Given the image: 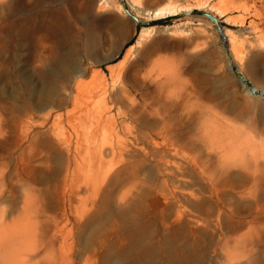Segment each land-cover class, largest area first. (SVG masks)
Here are the masks:
<instances>
[{
    "label": "rangeland",
    "instance_id": "374dc122",
    "mask_svg": "<svg viewBox=\"0 0 264 264\" xmlns=\"http://www.w3.org/2000/svg\"><path fill=\"white\" fill-rule=\"evenodd\" d=\"M170 3L0 0V264H264V0Z\"/></svg>",
    "mask_w": 264,
    "mask_h": 264
},
{
    "label": "bare ground",
    "instance_id": "6f19581e",
    "mask_svg": "<svg viewBox=\"0 0 264 264\" xmlns=\"http://www.w3.org/2000/svg\"><path fill=\"white\" fill-rule=\"evenodd\" d=\"M223 0H221V2H222ZM27 2V1H26ZM98 2H99V4H101V5H105L106 3H108V0H98ZM136 2L137 3H140L141 2V0H130V3H131V5L132 6H134L135 4H136ZM29 3V2H28ZM96 3V2H95ZM30 4V3H29ZM191 4H193V3H191ZM189 5L188 3L185 5V6H177V5H175V4H173V3H170V4H166V5H164V6H159L158 8H156V9H154V10H152V9H147V11H146V13H152V16H153V18H163V17H169V16H171V15H176V14H179L183 9H187V10H189V11H192V12H195V11H199V10H201V11H203L202 9L203 8H208L209 10H213V11H215L216 13H218L220 16H222V17H227L229 14V8H226L225 6H223V4H221V3H212V0H197V3H195V4H193V5ZM218 4V5H217ZM27 5V4H26ZM41 5V4H40ZM43 5V4H42ZM93 5H94V3H93ZM96 5V4H95ZM39 6V5H38ZM15 8V7H14ZM91 8H93V7H91ZM119 8H121L122 9V6H121V4H119ZM37 9V8H36ZM35 9V10H36ZM34 10V9H33ZM33 10H31V11H33ZM40 10V9H39ZM20 11V10H19ZM90 11V10H89ZM206 11V10H205ZM10 12V11H9ZM64 12V11H63ZM62 12V13H63ZM26 13V12H25ZM32 13V12H31ZM38 13V12H37ZM36 13V14H37ZM41 13V12H40ZM12 14H13V12H12ZM17 14V13H16ZM19 14V13H18ZM58 14V13H57ZM59 14H61L60 12H59ZM27 15V14H26ZM28 15H29V13H28ZM20 16V15H19ZM59 16V15H58ZM14 17V16H13ZM22 17V16H21ZM34 17V16H33ZM231 16H228L226 19H225V21L226 22H229L230 20H231V18H230ZM8 18V17H7ZM36 18V17H35ZM61 18V17H60ZM12 19V18H11ZM32 19V18H31ZM59 19V18H58ZM4 20V19H3ZM234 20H236V19H234ZM6 21V20H5ZM63 21V20H62ZM116 22V21H115ZM239 22H241L242 24H244L245 22H246V18L245 17H242L240 20H239ZM6 23V22H5ZM9 23V22H8ZM13 24V22L11 23V25ZM10 25V24H9ZM1 26V25H0ZM6 26V25H5ZM8 26V25H7ZM218 26V28H219V31H221V35H224V36H227V38H228V46H229V49H231L232 51H234V50H236L237 49V47H238V42H237V36L234 34V32L231 30V29H229L228 27H222L221 25H217ZM216 26V27H217ZM2 29H4V27L2 26L1 27ZM247 28V27H246ZM251 28H252V26L251 25H249L248 26V29L249 30H251ZM253 29V28H252ZM247 30V29H246ZM149 29L148 28H145V29H143L142 30V33H141V35H140V37H139V41H138V43H139V45H140V42H141V40L143 41L144 39H146L148 36V34H149ZM245 31V30H244ZM5 32H6V29H5ZM13 34V33H12ZM148 40V39H147ZM144 42V41H143ZM57 45V44H56ZM138 45V46H139ZM54 47V46H53ZM134 47V45H132V46H130L129 48H128V50H127V52H129L132 48ZM58 54H56V56H57ZM125 55H127V53L125 54ZM128 56V55H127ZM106 58V57H105ZM108 58H109V56H108ZM124 58V57H123ZM124 60V59H123ZM123 60L121 59V61L123 62ZM102 61V60H101ZM125 61V60H124ZM121 63V62H120ZM43 69V68H42ZM91 73H93V72H91ZM82 76H83V74H82ZM78 78V77H77ZM171 79V78H170ZM169 79V80H170ZM173 79V78H172ZM84 87V83H83V80L82 79H79V81L77 82V89H76V91H78V92H80V91H82L81 90V88H83ZM104 87H105V85L103 84V89H104ZM83 89H85V88H83ZM172 90H174V89H172ZM176 90V89H175ZM171 91V90H170ZM176 92H177V90H176ZM84 93V92H83ZM90 93V92H89ZM180 93H182V92H180ZM76 94H78L77 92H76ZM98 94V93H97ZM173 95H177V94H174V92L172 93ZM171 94V95H172ZM99 95V94H98ZM168 95H170V94H168ZM167 95V96H168ZM170 95V96H171ZM178 95H180L179 93H178ZM183 95H185V94H183ZM182 95V96H183ZM189 95V94H188ZM78 96H80V95H78ZM83 95H81V97H82ZM89 96V95H88ZM181 96V97H182ZM187 96V95H186ZM74 97V96H73ZM89 97H91V96H89ZM169 97V96H168ZM180 97V98H181ZM176 98V97H175ZM179 98V99H180ZM187 98V97H186ZM191 98V97H190ZM178 99V100H179ZM74 100H75V98H74ZM168 100V99H167ZM170 100H172V97H171V99ZM177 100V101H178ZM185 100H187V99H185ZM195 100H196V98H195ZM194 100V101H195ZM174 101V100H173ZM183 101V100H182ZM182 101H178V103L180 104H182ZM188 101V100H187ZM185 103H186V101H184ZM183 102V103H184ZM92 103V102H91ZM90 103V104H91ZM175 103H177V102H175ZM188 103H189V101H188ZM191 103H193V102H191ZM190 103V104H191ZM87 105V104H86ZM85 105V106H86ZM89 105V104H88ZM185 106H187V105H185ZM191 106H193L194 107V105L192 104ZM87 107V106H86ZM166 107V106H165ZM174 107V106H173ZM179 107V106H178ZM188 107H190V106H188ZM147 108V107H146ZM175 108V107H174ZM185 109L187 108V107H184ZM184 108H182L183 109V111H182V109H181V111H182V113L185 111L184 110ZM157 109V108H156ZM155 109V110H156ZM194 109V108H193ZM137 111H138V109H136ZM148 110V109H147ZM155 110H153L154 112H155ZM158 110V109H157ZM161 110H163V109H161ZM167 110V109H166ZM188 110V111H187ZM186 110V113H188L189 114V109H187ZM149 111V110H148ZM159 111V110H158ZM164 111V110H163ZM162 111V113H164ZM170 111H171V109H170ZM133 112V111H132ZM134 112H135V109H134ZM160 113H161V111H159ZM166 113H169V112H166ZM155 114H157V115H159L158 113H155ZM172 114V113H171ZM135 115V114H134ZM142 115V114H141ZM144 115V114H143ZM169 115V114H168ZM173 115V114H172ZM139 116V115H138ZM160 116V115H159ZM79 117V116H78ZM113 116H111V118H112ZM135 117V116H134ZM141 117H143V116H141ZM145 117V116H144ZM143 117V118H144ZM147 118V117H146ZM74 119H76L75 117H74ZM74 119H72V120H74ZM158 119V118H157ZM162 119H164V118H162ZM168 120H169V118H167ZM78 119H76V120H74V125H73V127L74 126H79V122H78V125H77V123H76V125H75V122L77 121ZM88 120H90V119H88ZM87 120V121H88ZM106 120V119H105ZM107 120H108V122H109V119H108V117H107ZM107 120L105 121V122H107ZM113 120H114V117H113ZM174 120V118L172 119V121ZM117 120H115V122H116ZM170 121V120H169ZM89 122V121H88ZM97 122V121H96ZM114 121H112V123H113V125H115V124H117V123H115ZM165 122H166V120H165ZM73 123V122H72ZM84 123V122H83ZM87 123V122H86ZM110 123H111V121H110ZM115 123V124H114ZM159 123H161V121L159 122ZM168 123V122H167ZM166 123V124H167ZM155 124V123H154ZM157 124V123H156ZM164 125H165V123H163ZM173 124H174V121H173ZM98 125V124H97ZM105 125V124H104ZM107 125H109V124H107ZM160 125V124H159ZM161 125H162V123H161ZM163 125V126H164ZM87 126V125H86ZM111 127H115V126H112V125H110ZM118 126V125H117ZM123 126V125H122ZM172 126V125H171ZM85 127V126H84ZM105 127H106V125H105ZM160 127V126H159ZM167 127V126H166ZM169 127V126H168ZM77 128V127H76ZM79 128V127H78ZM108 128V127H107ZM110 128V127H109ZM172 128V127H171ZM110 129H112V131L115 129H113V128H110ZM168 129V128H167ZM77 129H75V131H76ZM79 131H80V129H78ZM77 130V131H78ZM85 130V129H84ZM83 130V131H84ZM108 130V129H107ZM116 130V129H115ZM114 130V131H115ZM161 130V129H160ZM166 130V129H165ZM172 130V129H171ZM171 130H169V132H172ZM62 131V130H61ZM82 131V130H81ZM80 131V132H81ZM159 131V130H158ZM79 132V133H80ZM159 132H161V131H159ZM163 132V131H162ZM63 133V132H62ZM78 133V132H77ZM83 133V132H82ZM166 133V136H167V132H165ZM164 133V134H165ZM64 134H65V131H64ZM81 134H79L78 136H80ZM170 135V134H169ZM173 135V134H172ZM66 136L68 137V135L66 134ZM172 137V136H171ZM61 138H63V137H61ZM60 138V140H64L65 139V141H67V140H69L68 138H67V140H66V138L64 137L63 139H61ZM195 138V137H194ZM196 138H197V136H196ZM169 140H170V138H169ZM171 140H172V138H171ZM197 140V139H196ZM120 141V140H119ZM117 142V144L116 145H118V143H120V144H122V142L121 141H124V140H121L120 142ZM64 142V141H63ZM197 142V141H196ZM65 144H66V142H65ZM126 145V144H125ZM125 145L123 146V148H122V150H124L125 149ZM119 146H121V145H119ZM118 146V147H119ZM117 147V148H118ZM119 149V148H118ZM113 150V148L111 149V151ZM121 149L120 150H118V151H122ZM100 152H102V151H100ZM99 152V153H100ZM120 153V152H119ZM102 153H100V155H101ZM2 216V215H1ZM138 243V242H137ZM137 243L136 244H133V245H136L137 246ZM138 245H139V243H138ZM141 245V244H140ZM133 247V246H132ZM157 250V249H156ZM155 250V252L156 253H158V251H156ZM142 251V250H141ZM149 252V251H148ZM148 252H147V254H148ZM150 253V252H149ZM144 254V253H143ZM143 254H141L142 256H143V258L145 257L144 255L146 254V252H145V254L143 255ZM155 254V253H154ZM154 254H150V255H154ZM104 256H103V258L105 257H107V256H105V253L103 254ZM107 255V254H106ZM111 255V254H110ZM109 255V256H110ZM118 255V254H117ZM116 255V256H117ZM119 255H121L120 253H119ZM138 255V254H137ZM149 255V254H148ZM149 255V256H150ZM161 255V254H160ZM113 257V256H112ZM131 257V256H130ZM108 258V257H107ZM127 258V257H126ZM139 259L141 258V256L140 257H138ZM146 258H147V256H146ZM146 258H145V261H146ZM152 257L150 256V258L149 259H151ZM120 259H121V261L123 260L122 259V257L120 256ZM138 259V260H139ZM148 259V260H149ZM107 260V259H106ZM109 260V259H108ZM140 260H142V259H140ZM158 260V259H157ZM104 261H105V259H104ZM112 261V260H111ZM145 261H143V263L145 262ZM156 261V260H155ZM106 262H108V261H106ZM161 262V261H160ZM117 263H119V262H117ZM138 263V262H137ZM154 263V262H153ZM168 263V262H167ZM120 264V263H119ZM127 264V263H126ZM140 264V263H139ZM142 264V263H141ZM145 264V263H144ZM147 264V263H146ZM155 264H157V262L155 263ZM163 264V263H162ZM165 264V263H164Z\"/></svg>",
    "mask_w": 264,
    "mask_h": 264
}]
</instances>
